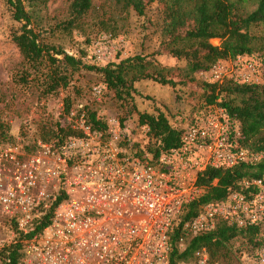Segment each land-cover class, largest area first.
Segmentation results:
<instances>
[{
  "label": "built area",
  "instance_id": "obj_1",
  "mask_svg": "<svg viewBox=\"0 0 264 264\" xmlns=\"http://www.w3.org/2000/svg\"><path fill=\"white\" fill-rule=\"evenodd\" d=\"M204 72L212 82L264 83L263 63L247 55L219 60ZM69 119L78 134L39 142L26 161L12 148L0 151V215L21 235L8 241L0 233V249L22 242L19 264H208L206 248L173 263L172 236L185 205L205 191L200 174L263 157L243 146L241 123L224 107L210 106L182 128L179 146L155 158L137 154L130 129L116 119L105 130L94 129L83 111L71 109ZM242 184L245 191L202 205L176 245L183 250L222 221L256 227L255 244L241 263L264 264V177ZM61 194L50 223L24 236Z\"/></svg>",
  "mask_w": 264,
  "mask_h": 264
},
{
  "label": "trees",
  "instance_id": "obj_2",
  "mask_svg": "<svg viewBox=\"0 0 264 264\" xmlns=\"http://www.w3.org/2000/svg\"><path fill=\"white\" fill-rule=\"evenodd\" d=\"M114 1L122 10H133L140 16L146 15L154 2L160 3L162 41L157 54L167 52L173 57L186 60V67L180 69V82L194 81V73L208 70L219 60L239 55H247L264 65V30L257 31L264 29V0ZM47 2L48 0H8L14 19L22 23L20 31L13 36V41L31 68L19 75L21 83L42 81L45 94H57L61 89L70 87L76 72L85 69L100 74L106 87L122 102L133 100L135 83L141 80L177 84L171 75L174 71L172 68L162 66L155 58L143 53L100 66L88 64L63 48L48 43L42 38L38 21L40 7L46 6ZM95 9V0H72L69 18L55 27L70 33ZM105 30H109L107 25ZM216 39L220 41L219 44L213 43ZM202 89L207 104L224 107L232 118L241 123L243 146L263 154V157L257 162H244L229 169L208 168L200 174L198 182L205 187V191L199 198L187 203L180 215V222L172 236L175 246L171 261L175 263L190 260L197 250L206 248L210 256L209 263L230 264L236 260L237 255L233 240L238 237L248 238L253 247L258 228H239L222 221L214 230L192 237L183 250L176 244L185 233L184 224L200 212L202 205L224 199L234 190L245 191L242 184L244 179L264 177V83L203 81ZM64 105L65 112L69 113L73 105L70 95L65 97ZM86 113L88 122L94 129L107 128L106 121L98 116L95 109L88 108ZM139 122L147 127L150 141L143 150H136L137 154L150 153L157 158L161 153L171 151L181 144L183 129L173 126L163 112L140 113ZM9 128L6 121H0V137L3 140L10 136ZM73 134L78 132L71 126L58 125L57 132L51 137L60 136L64 139ZM46 135L47 133L43 137ZM64 197L63 194L59 195L49 211L38 219L35 228L24 236H32L50 223L55 206ZM22 249L23 243L20 241L0 249V260L3 264H19Z\"/></svg>",
  "mask_w": 264,
  "mask_h": 264
},
{
  "label": "rangeland",
  "instance_id": "obj_3",
  "mask_svg": "<svg viewBox=\"0 0 264 264\" xmlns=\"http://www.w3.org/2000/svg\"><path fill=\"white\" fill-rule=\"evenodd\" d=\"M71 1L48 0L46 6L40 7L38 21L42 38L48 43L63 48L88 64L100 66L143 53L155 58L162 66L172 68L171 75L177 84L141 80L135 83L133 100L122 102L106 87L100 74L85 69L76 72L70 87L61 89L57 94H45L42 81L21 83L19 75L31 69L13 41L22 23L14 19L8 0H0V121H6L10 127V136L5 140L0 137V151L12 148L17 152L18 160L26 161L36 151L39 142L61 140L60 136L51 137L57 132L58 125H69L76 131L75 122H71L69 113L64 110L67 95L73 99L70 109L75 112L86 113L88 108L95 109L107 125L111 124V119H116L123 127H128L134 150H143L150 141L146 126L139 122L140 113L163 112L173 126L182 129L196 115L213 106L206 103L202 89L203 81H211L208 72L202 74L203 70L198 71L193 74L194 81L180 82V69L186 67V60L167 52L157 54L162 41V13L158 1L150 6L146 15L140 16L133 10H122L114 0H95L96 9L83 19L79 27L68 33L55 26L69 18ZM106 25L108 31L105 30ZM213 43L219 44L220 41L216 39ZM96 88L101 89L100 94L95 92ZM45 133L47 135L43 137ZM51 190L57 191L54 187ZM0 233L8 241H12L13 237L21 239L20 232L8 217L1 215ZM233 247L237 249V255L230 264H242L241 257L251 251V243L248 238L238 237L233 240ZM0 264H3L1 260Z\"/></svg>",
  "mask_w": 264,
  "mask_h": 264
}]
</instances>
